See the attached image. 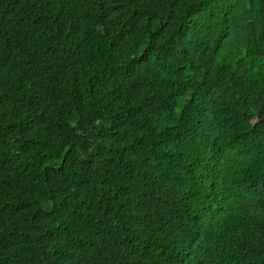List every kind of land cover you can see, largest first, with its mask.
Masks as SVG:
<instances>
[{"label":"trees","instance_id":"16d2710c","mask_svg":"<svg viewBox=\"0 0 264 264\" xmlns=\"http://www.w3.org/2000/svg\"><path fill=\"white\" fill-rule=\"evenodd\" d=\"M0 264H264V0H0Z\"/></svg>","mask_w":264,"mask_h":264}]
</instances>
